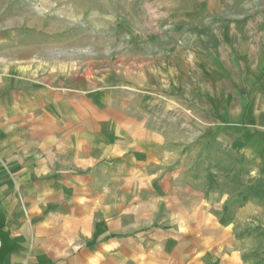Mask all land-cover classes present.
<instances>
[{"label": "rangeland", "instance_id": "rangeland-1", "mask_svg": "<svg viewBox=\"0 0 264 264\" xmlns=\"http://www.w3.org/2000/svg\"><path fill=\"white\" fill-rule=\"evenodd\" d=\"M14 65L80 83V112L51 113L45 139L79 133V182L43 189L85 256L264 264V0H0V69ZM8 123L0 170L24 172L41 152L15 149L34 140Z\"/></svg>", "mask_w": 264, "mask_h": 264}, {"label": "crops", "instance_id": "crops-1", "mask_svg": "<svg viewBox=\"0 0 264 264\" xmlns=\"http://www.w3.org/2000/svg\"><path fill=\"white\" fill-rule=\"evenodd\" d=\"M7 69H0V121L7 120L9 129L19 127L33 138V144L15 149L41 152V155L24 163V172L9 164L7 173L0 170V264H96L95 257L85 256L86 247L80 245L77 229L70 225V219L68 225L62 226L57 225L56 219H49L73 215L70 210H46L47 196L43 189L47 183H59L58 179L79 182V133L74 130L65 133L61 127L64 140H51L52 144L45 139L49 122L56 120L51 113H63L64 109L72 115L74 111L80 112V83L69 76L32 78L27 75L25 66L14 65ZM122 104V99L112 96L105 110V115L116 122L119 136L129 131L128 116ZM47 152L50 158L42 155ZM110 155L108 152L104 158ZM91 158L93 162L98 159L96 155ZM17 185H22L21 192H17Z\"/></svg>", "mask_w": 264, "mask_h": 264}]
</instances>
